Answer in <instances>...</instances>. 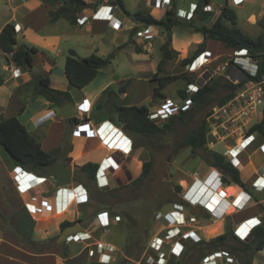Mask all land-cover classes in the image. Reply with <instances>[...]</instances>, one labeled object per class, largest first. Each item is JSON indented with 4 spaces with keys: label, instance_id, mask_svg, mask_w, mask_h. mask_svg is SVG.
<instances>
[{
    "label": "crops",
    "instance_id": "obj_1",
    "mask_svg": "<svg viewBox=\"0 0 264 264\" xmlns=\"http://www.w3.org/2000/svg\"><path fill=\"white\" fill-rule=\"evenodd\" d=\"M61 1L62 4L59 5V7L67 6L70 0ZM86 1L89 3V6L81 13V16L90 17L88 23L86 24L88 25V33L105 35L107 33V30H112L108 27L107 21L91 19V16L94 14L96 9H98V7L112 4L110 3V1L112 0ZM197 1L189 0L188 4H198ZM175 2L177 4L175 10L176 17L180 21H190L194 18V16H189L183 13V9H186L183 7L187 3L186 1L175 0ZM123 4L125 10L131 15H135L136 12H143L152 15L156 19L164 18L166 12L169 10L153 8L150 4V0H133V6L131 9L128 7L127 0H123ZM229 4H232V0H225V6L229 7ZM93 5H96V8H94ZM223 8L224 6L221 8V10ZM51 9L52 6L50 4L43 3L41 0H0V12L3 14V17L7 18L5 22H3L0 26V32L6 24L11 23L18 29V37H22V39L27 40L18 41L19 46L25 45L27 47H35L38 49V52L36 54H33L32 56V68L29 71L26 70L28 74L27 79H22L13 75L12 68L15 66V64L11 60L8 61L4 53L0 50L3 53V56L8 64L1 67V71L5 72L6 74L4 73V75L0 76V78L4 80V83L0 86V117H17L26 128L30 127V131L33 132V134H31L39 141L40 139H38L36 136V133H39V129L34 126L33 120L37 116L47 111H53L55 112L56 117L46 122V125L43 124L46 127L44 128L45 133L41 136V138L46 142L45 144L49 148L48 150H45L43 148V144L40 143L43 150L47 153H54L55 151H57L54 154V157L58 161L57 164H63L70 168H73L75 166L80 170V168L87 163H94L100 166L104 159L111 157L115 152L110 148L108 143L102 141L97 135L81 137L78 134H74L75 128L78 123L83 120L88 121V127L90 126V129L93 130L91 133H95L94 130H97L104 123V125L111 126L110 121H112V119L110 118L109 110L113 107V104L115 102L121 104L119 103L120 101L130 99V92L128 87L130 86L132 80H128L126 84L123 82L117 84V87L119 89L126 85V92L124 94H119L120 96L117 98V100H112V103L104 109H99L98 106L104 104L108 92L114 89L111 87V81L106 80L102 83L97 82V79L103 76V71L100 72L98 77L92 83H90L84 89L80 90V93H74L76 88L69 90V84L65 75V70L63 71L59 68H56V61L51 57V52L55 53L58 48L65 47L66 49H69V52L71 50L75 51L76 54L80 58H82L80 52H78V48H75L80 46L82 47V49L89 51L91 53L89 54L90 56L92 54L100 56V52L98 49L103 43L101 41L87 40L82 41L83 44L81 45L78 43H74V41H69V38L72 35L81 32L79 28H82L85 25L80 26L77 24L73 26L64 18H60L55 22H50L49 12L51 11ZM113 13L114 17H116L126 26L124 30H127L129 32L131 31L133 33L134 39L136 40L134 28L137 25L138 29H140L142 25L137 24L136 20L133 21L130 18L129 14H126L121 8L114 9ZM182 15L183 17H181ZM252 18L253 21H255L254 17ZM213 21H215L214 11L210 23H213ZM200 23L206 24L207 22H202L200 20L195 21V25L197 26H199ZM157 28L159 32H164L162 28ZM171 36L172 49L173 41H184L182 43H184L185 45H181L180 52H177L173 49L178 53V56H181V60L185 58H191L194 55L198 53L200 54L204 51L210 52L215 58L226 56V53L222 54L221 52H218L217 50L211 48V44L214 41L205 40L202 34L195 33L191 28L176 26L172 29ZM129 41L131 40L121 39V41H119L120 47H123L127 44H130L129 46L134 47L133 42L131 43ZM202 46L203 50L198 52V49ZM225 50L230 52V50L228 49ZM154 52H156V50L153 47V49L150 51L146 50L145 54L149 55ZM135 53L137 52L135 51ZM55 55L58 56V54ZM101 57L105 58V56ZM160 60L161 57L159 61ZM137 62L141 63L142 61L138 59ZM6 66H9L10 70H4L3 68ZM187 67L188 66H186V68ZM155 73L156 71L154 72V74ZM185 73L189 74L187 72ZM163 75H165V68ZM38 77H49L50 84L53 89L70 92L72 101L68 103L72 105L76 112V116L74 117L76 118V122L68 121L69 119H63L61 108L64 105H52L45 98L35 96ZM183 80L185 82V85L182 89L187 90L189 82L185 79ZM149 82L153 86L154 92L155 88L158 86V83L154 80L152 81L151 79H149ZM155 82L157 83V85L155 84ZM178 97L180 98V100L182 99V97H180L179 95ZM84 100H87L90 104V109L86 114L78 112L77 110L78 106L81 105ZM75 101H77L78 103L76 102L74 105ZM140 104H142L141 101L135 103L131 102L128 105L140 106ZM155 107H158V105H156ZM257 139L258 141L264 140L260 136ZM115 142L116 141H113L111 145H113ZM254 150L255 149H252L248 153L243 154L242 161L245 164L251 162L250 168H256L260 172V175L264 176V165L261 167V164L258 163V160L253 158L255 157ZM130 156H132L133 158V164L135 160V154L132 153ZM112 158L115 159L116 162L120 161L119 156L113 155ZM9 160L10 163L8 164L0 163V214L3 216L4 221L6 222L5 227L0 226V264H89L91 256L97 251V248L100 246L106 248L108 247L110 250H112V261L115 260L119 248L125 246L127 229L120 215H115L106 209L99 211L95 216H93L94 218L99 213L103 212H107L109 216V226L98 230L95 233L97 237H95V235L90 236L84 232H80L82 239L81 243L65 242L61 245L57 244V240L62 233L61 224L63 222L67 221L73 223L80 220L81 222L77 224H79L84 230L89 227L91 220L87 218V215H85L87 212L84 211V208L92 201V191L90 186H87L83 182L74 180L69 184L60 186L58 182L52 178L50 173L49 176H42L47 178L43 183L39 184L38 186H34V188L25 192L18 187L17 181L14 180L12 172L13 169L17 166L13 164L11 159ZM108 162L109 164H111V161ZM106 166H108L107 162ZM127 168L133 176V172L135 171L136 166L132 165L128 166ZM206 168L207 171L204 173V175L199 176L200 179L205 180L209 178V181H211V179L218 177L217 170H215L213 167H209L208 165ZM109 176L114 180L113 175L107 173L103 180L95 179V186H97L96 183L98 181H105L107 184V189L114 187L115 185H110ZM122 179L123 176L121 175L118 180L122 181ZM3 181H5V183H3ZM81 189H86L87 191L88 203L86 204H78L73 199L74 197L71 198L69 196L70 191L73 190L74 193L81 192ZM238 191L239 187L236 185L230 186L228 188V192L231 195L237 193ZM248 192L253 195V200L244 210L240 212L229 213L227 217L214 221L215 224L219 223L218 225H220V232L217 236L228 233V231L230 230L232 238L237 239L233 235L234 229L243 221L251 218H257L261 220V226H264V208L260 204L264 202V199L259 201V194L254 193L253 190L249 188ZM263 193L264 191L260 192V194ZM254 198L256 199V201L254 200ZM27 204H35L37 206V211L34 210L35 216L31 214L27 207ZM13 208H15V211L12 213L11 210ZM30 208L33 209L32 207ZM83 213H85V217L83 216ZM22 215L29 218L31 217L30 219L32 220V228H30L29 230L30 233L26 234L28 237H30L35 242H43L57 237V240L55 242L56 244L50 248L39 251L32 249L31 247L23 243V241L20 240V236H18L15 229L19 227L17 223L21 220ZM198 215H200V213ZM225 224L227 225L225 226ZM213 227L212 229H215ZM115 229L118 230V232H122L124 234L123 237L125 239L123 240V242L118 243V241L115 240V237H113L112 242L103 241L101 232ZM21 230L25 231V226L24 228L22 227ZM213 236L212 238H214ZM81 244L86 245L84 249L85 252L84 250H79L78 245ZM62 247H65L67 249L69 253L68 258H63L61 252ZM70 250L72 251L71 254ZM234 255L238 256L236 254ZM108 264H111V262ZM252 264H256L255 260L252 262Z\"/></svg>",
    "mask_w": 264,
    "mask_h": 264
},
{
    "label": "built area",
    "instance_id": "obj_2",
    "mask_svg": "<svg viewBox=\"0 0 264 264\" xmlns=\"http://www.w3.org/2000/svg\"><path fill=\"white\" fill-rule=\"evenodd\" d=\"M244 2L245 0H232L234 6H240ZM110 3L112 4L98 7L91 16V19L107 21L109 28L122 31L126 26L114 17L113 13L114 9L119 8V6L113 0ZM150 4L155 9L168 10L171 9L173 0H150ZM187 7L183 9V13L189 16H195L196 10L198 9L197 4L190 3ZM203 11L213 12V7L207 4L203 7ZM89 19L90 17L88 16H81L78 19V25H86ZM134 29L137 42L147 51L153 49L152 41L157 38L161 39V45L166 41L160 35L156 26L142 25L138 29L136 25ZM16 32H18L17 28ZM217 59L210 52L204 51L188 65L187 72L195 80L188 84L186 93L189 96L197 93L200 88L211 83L216 74H221L226 81L238 86L234 96L230 100L222 105L212 107L209 111L206 117L208 130V143L206 147L215 150V146L218 144H225V151L221 154L239 170L242 184L238 186L239 191L236 194H229V187L224 185L222 173L214 168L218 171V177L209 181V178L202 180L199 176H196L183 196V201L190 207L191 211L193 207L199 206L202 211L209 214L213 221L227 217L229 215V209H233V212L244 210L253 200V195L248 192V188L253 190L254 193L264 191V176L260 175V172L256 168H250L251 162L245 164L242 161V155L248 153L258 143V148L254 150L255 157L253 158L256 160L260 159L258 163L261 164V167L264 165V140L258 141L257 138L260 135L257 132H251L254 126L259 125L264 120V74L260 81L253 80V78L259 76L261 60L251 55L247 49L230 50L225 56L226 60L220 66L213 69L212 65ZM3 69L10 70L9 66ZM12 73L15 77L22 79L28 78L27 72L17 65L12 68ZM194 74H197V76H194ZM181 101V103H167L162 108L150 110L149 119L157 125L162 126L180 111H187L194 105L190 97L181 99ZM89 109L90 104L87 100H84L77 108L78 112L83 114L88 113ZM55 117V112L47 111L37 116L33 120V124L36 128H39ZM110 123L111 126L104 125V123L97 130H94L95 133H91L93 130L90 129V126L88 127V121L83 120L76 126L74 134H78L81 137L97 135L102 141L108 143L110 148L115 152L113 155H119L120 161L117 162L112 158L113 155L103 160L97 170L96 179L103 180L106 174L109 173L113 175L119 187H122V185L126 186L133 181V176L127 168L132 165L133 158L130 155L133 152V141L130 136L122 131V128H118L113 121H110ZM113 141L116 142L111 145ZM107 161H111V164L103 168L104 163ZM121 171L126 175V180L122 184L118 180L121 176ZM12 175L18 183V187L25 192L34 188V186H38L47 179L21 166L15 167ZM69 196L71 198L74 197L73 199L78 204L88 203L86 189H81V192L75 193L72 190L69 192ZM27 207L33 215L35 213L34 210L37 211L35 204H27ZM197 219L198 216L196 214L190 211L186 214L184 209L177 206H171V209H160L156 212L154 220L163 225V231H167L170 235H173L171 238L166 239L160 232L150 241L149 249L158 255L156 264H166L168 256L181 258L186 251V247L182 241L191 240L199 242L202 240L198 232L193 229L198 221ZM261 225V220L257 218L247 219L234 229L233 234L239 241L245 244H251L254 241V230ZM108 226V213L103 212L99 213L96 216L95 222L89 225L83 232L92 236L101 228ZM66 242L81 243L80 233L70 235ZM111 252L112 250L108 247L100 246L94 255L95 257L100 256L102 263L108 264L112 262ZM257 254L259 257L264 258V246ZM198 264L242 263L238 256L222 249L202 257Z\"/></svg>",
    "mask_w": 264,
    "mask_h": 264
},
{
    "label": "rangeland",
    "instance_id": "obj_3",
    "mask_svg": "<svg viewBox=\"0 0 264 264\" xmlns=\"http://www.w3.org/2000/svg\"><path fill=\"white\" fill-rule=\"evenodd\" d=\"M182 1L187 2L183 7L188 8L187 5L189 0ZM127 2L128 7L131 9L133 6V0H127ZM211 5L213 7L216 18L221 12V8L225 6V0H212ZM229 7L236 13L237 27L242 32L252 38H257L259 35L264 34V31L261 27V22L264 15V0H245V2L240 6L229 4ZM181 17H183V15ZM252 17H254L255 21H253ZM6 19L7 18L3 17V14L0 12V26L3 22H5ZM185 22V24L188 23V21ZM211 24L212 23H210L209 20L206 24L200 23L199 26H210ZM87 27L88 25L79 28L81 32L72 35L69 38V41H74V43H78L81 45L83 44L82 41L87 40L101 41L103 43L98 49L100 52V56H105V58L110 57L111 64L102 70L104 74L102 77H99L97 79V82L102 83L106 80L111 81V87L119 95V88L117 87V84H120L121 82L126 84L128 80H132L130 86L128 87L130 92V99L120 101L119 103L128 105L131 102L135 103L141 101L142 104L140 105H145L149 107L150 110H155L166 106L167 103L171 104L182 102L178 97V90L184 87V78L170 84L164 89L163 94L166 97L165 101L163 99L153 97V86L150 84L149 79L153 81L154 72L157 71V64L159 63V59L161 57V53L159 50V46L161 45L160 38L152 41V46L154 47L156 52L147 55L145 54L146 50L134 39L133 33L131 31L129 32L127 30H124L121 32H117L115 29H112L107 30V33L105 35H101L97 33H88ZM160 35H164V40L167 37V34L165 32H160ZM121 39H130L136 44L137 47L141 49V53L143 54L135 53L136 47L129 46L130 44L120 47L119 41H121ZM18 41L27 40L22 39V37H18ZM182 42L184 41H173V49L177 52H180L181 45H185ZM75 48H78V52H80L82 58H86V56L89 57V54H91L89 51L82 49V47L80 46ZM211 48L217 50L218 52H221L222 54H227L229 52L225 50L226 48L220 45V43L218 44L216 42H213L211 44ZM55 54H58V56H56ZM50 55L56 61V68L64 71L66 57L69 55V49L61 47L58 48L55 53L51 52ZM138 59H140V61L142 62H137ZM225 60V57H219L217 61L213 63V69L217 66H220ZM3 65L8 64L3 56V53L0 51V76L4 75L5 73L1 71V67ZM164 68L165 75H176L182 77L183 75H190L185 73L187 72V68L186 66H183L181 64V56H178L177 59L168 61L165 64ZM197 74H194V76H197ZM214 79L216 81H220L221 83L217 85L214 95L215 102L213 103V106L209 107L208 109L199 111L198 113H195L193 115H189L185 120L174 124L169 131L161 133L157 137L140 138L138 141H135L134 138L131 137L133 141L132 153L135 154V160L132 165L136 166L135 171L133 172V180L138 178L142 173V166L145 161L149 160L152 162V168L149 177L145 179L139 187L134 189H129V185L125 187H123L122 185V187H119L115 180H113L110 176V185H115L114 187L107 189V184L105 181H98L96 183L97 186H95V182L91 181L86 173L81 172L75 166L73 168L71 167L74 170L73 180L85 183L87 186H90L92 191V201L84 208V211L87 213H83L84 217L85 215H87V218L91 220L90 225L95 222L96 217L93 218V216H95L99 211L106 209L115 215H120L122 217L124 225L126 226L127 236L125 246L119 248L115 260L112 261L111 264H156L158 255L149 249L150 241L155 235L159 234L160 232L163 237H166V239L173 236L170 235L169 232L163 231V225L154 220V215L156 214V212L160 209H171V206H177L181 209H184L186 214L189 211L192 212L190 207L185 203V201H183V196L196 176L204 175V173L207 171V164L202 158V150H198L194 155L192 154L189 147L180 148V145L181 143H183L185 138L189 134H191V132L195 130L203 120L206 119L211 108L218 105V100L223 98L228 93V91L224 88L223 83L226 80L222 77V75L216 74ZM155 84L157 85L156 82ZM79 91V89H75L74 93L78 94L80 93ZM112 100H114V98L111 99L109 105L112 103ZM115 100H117V98ZM76 102L77 101L74 102V105ZM156 105H158V107H155ZM45 125H42L38 128L39 133H36V136L38 139H40V143L43 144V148L45 150H48L49 148L48 146H46V142L41 138V136L45 133ZM27 129L30 133L33 134V132L30 131V127H27ZM257 148L258 143H256L253 149ZM215 151L223 153L225 151V144L220 143L215 146ZM9 159L10 158L5 150L0 147V163L8 164L10 163ZM258 160L260 161V159ZM105 167H107L106 163H104L103 165V168ZM121 175L123 176V179L122 181L120 180V184L124 183L123 181L126 180V175L123 171L121 172ZM3 183H5V181H3ZM177 186L181 187L180 192L176 189ZM258 194L259 201L264 199V193ZM254 200L256 201L255 198ZM260 204L264 208V202ZM11 211L13 213L15 211V208H13ZM197 216H199V218L197 219L198 221L194 225L193 229L195 231H198V234H200L199 236L202 240L209 241L210 239H212L213 235V237L219 235L220 225H218L219 223L215 224L214 221L210 218L209 214L201 211L200 215ZM23 218H26L24 220L27 221V223L25 226V231H22V233L29 234V230L32 225V220L30 219L31 217L29 218L22 215L21 220ZM226 225L227 224H225V226ZM212 227L215 229H212ZM115 230H106L101 232L103 241L112 242L113 237H115V240H117L118 243L123 242V240L125 239L123 237L124 234L122 232H118V230ZM228 232L231 234L230 230ZM95 237L97 236L95 235ZM230 238L233 240L232 236ZM128 239H130L129 244L133 249V251L129 254L126 251ZM232 240L230 241V243L233 242ZM182 242L186 247L184 255L181 258L168 256L166 264H177L181 261H186V254H192V252L190 251V247L194 246V243L197 242L191 240ZM85 247V244L78 245L79 250L82 251L85 249ZM64 248L65 247L61 248V252ZM223 250L228 251L227 249ZM210 252L211 251L207 250L206 255L213 253ZM71 253L72 251L70 250V254ZM197 259L198 257L196 256L190 264H197L195 263ZM90 260H94L97 263L102 264V258L100 256L95 257V255L93 254ZM254 260L256 264H264V258L261 256H257V254L254 255L253 261Z\"/></svg>",
    "mask_w": 264,
    "mask_h": 264
},
{
    "label": "trees",
    "instance_id": "obj_4",
    "mask_svg": "<svg viewBox=\"0 0 264 264\" xmlns=\"http://www.w3.org/2000/svg\"><path fill=\"white\" fill-rule=\"evenodd\" d=\"M43 3L50 4L52 6L49 12L50 22H55L60 18L66 19L72 25L78 24V19L81 17V13L89 6L86 0H70L67 6H60L55 9L56 5H61V0H41ZM119 8H121L126 14H129L124 7L123 0H113ZM211 0H198V9L196 10L195 16L192 20L186 22L180 21L176 17V2L173 0L171 9L166 12V15L162 19H156L150 14L143 12H136V23L140 25H153L160 27L167 34V39L164 44L160 45L161 60L157 65V71L153 76V80L158 83V86L153 92L154 98H160L165 100L166 97L163 94V90L170 84L184 78L189 83L194 82L193 76H176V75H163L164 66L168 61L177 59L178 53L171 48V34L170 32L176 26H186L193 29L195 33H200L204 36L205 40L214 41L222 44L228 50H241L247 49L256 58L261 60V70L259 76L253 78L255 81H260L264 74V34L259 35L257 38H252L249 35L242 32L237 27V16L233 9L228 6H224L219 15L215 18V21L210 26L195 25L196 20L200 21H211L213 12H204L203 7L210 4ZM261 27L264 31V15L261 22ZM135 31V30H134ZM132 43V41H130ZM17 44V49H14V45ZM136 52L141 53V49L136 46ZM0 50L4 53L8 61H12L15 65L23 68L24 71L27 67L33 65V54L38 52L35 47H27L25 45L19 46L18 34L15 26L11 23L6 24L0 32ZM203 50V46L198 49V52ZM197 52V53H198ZM199 55L196 54L191 58H185L181 60L183 66H188L192 61ZM10 56V57H9ZM111 64V58H103L99 55L92 54L86 58H80L75 51L71 50L69 55L66 57L65 62V75L68 80L69 90L76 88L79 90L84 89L90 83H92L100 74V72ZM221 79V78H220ZM219 79V80H220ZM4 83V80L0 78V86ZM221 83L213 79L211 83L203 86L200 90L189 96L185 89L178 90V95L182 99L188 97L191 98L194 105L187 111H180L177 115L171 117L162 126L157 125L149 119L150 108L145 105H122L115 102L113 107L109 110L110 118L112 114L117 112L120 114V118L124 122L122 131L128 136L138 141L140 138H153L157 137L161 133L169 131L172 126L178 122H182L189 115H193L208 109L213 106L215 102V91L217 85ZM223 83V82H222ZM36 97H43L48 100L52 105L63 106L68 102L72 101V97L69 91H60L53 89L50 84L49 77H38L36 83ZM224 88L228 93L221 99L218 100V105H222L230 100L238 86L233 85L229 81H224ZM127 86H123L119 89V94L126 92ZM119 95L116 91L111 90L107 94V98L103 105H99V109H104L109 106L112 98L116 99ZM68 121L76 122V118H71ZM251 132H257L260 137L264 139V120L259 125L253 127ZM207 124L206 119L189 134L180 148L189 147L192 154H196L198 150L203 151V160L209 167H213L222 173V180L224 185L230 187L234 185H241L240 172L236 169L226 157L206 147L208 143L207 136ZM0 147H2L11 161L16 166H21L24 169L31 170L40 176H49L51 168L57 164V159L54 157V153H47L43 150L40 142L27 130V128L19 121L17 117H0ZM137 148V146H136ZM99 166L94 163H87L80 168V171L86 173L91 181H95L96 173ZM152 162L145 161L142 166V173L130 184L126 185L130 189H134L140 186V184L149 177L151 173ZM125 187V186H123ZM176 189L180 192L181 187L177 186ZM198 215V214H197ZM23 218L17 224L19 225L16 229V233L20 236L23 243L35 250H45L55 245L56 238H51L43 242H35L26 234L22 233V227L26 226L27 221ZM76 222H63L61 224V231H64L69 226L80 223ZM32 228V225H31ZM254 241L251 244H245L238 239L230 238L231 234L224 233L220 236L214 237L209 241L201 240L195 245L190 247L192 254H186V260L190 263L197 256L198 259L195 263H199L206 255V251H217L221 249H227L230 253L238 255L239 260L242 264H252L253 257L258 251L264 246V226L256 228L253 232ZM139 239V238H138ZM233 241L230 243V241ZM130 239L126 245L127 253L133 251L129 244ZM63 246V245H62ZM210 252V253H211ZM63 258H68L69 253L66 248L62 251ZM185 261H181L177 264H183ZM89 264H100L96 261L90 260Z\"/></svg>",
    "mask_w": 264,
    "mask_h": 264
},
{
    "label": "water",
    "instance_id": "obj_5",
    "mask_svg": "<svg viewBox=\"0 0 264 264\" xmlns=\"http://www.w3.org/2000/svg\"><path fill=\"white\" fill-rule=\"evenodd\" d=\"M94 8H96V5H93ZM59 8V5L56 6V9ZM130 18L135 21L136 17L135 15H131L129 14ZM171 34V32H170ZM14 49H16L18 47L17 44H15ZM31 69V67H27V71H29ZM62 117L63 119H71L74 118L76 116V112L74 110V108L72 107V105L70 103L65 104L62 108ZM112 121L114 122V124L118 127V128H123L124 126V122L123 120L120 118V114L115 112L112 114ZM51 176L54 180H56L58 182V184L61 185H65L68 183H71L73 181V170L70 167H67L63 164H56L51 168ZM202 211V209L199 206H195L192 209V213L193 214H199ZM0 226L5 227L6 226V222L4 221L3 216L0 214ZM84 231V229L79 225V224H74L72 226L67 227L66 229H64V231H62V233L60 234L58 240H57V244L61 245L63 243L66 242L67 238L70 235L76 234V233H82ZM183 264H190V262L188 260H186Z\"/></svg>",
    "mask_w": 264,
    "mask_h": 264
},
{
    "label": "bare ground",
    "instance_id": "obj_6",
    "mask_svg": "<svg viewBox=\"0 0 264 264\" xmlns=\"http://www.w3.org/2000/svg\"><path fill=\"white\" fill-rule=\"evenodd\" d=\"M117 155H118V154H117ZM117 155H116V156H117ZM118 156H119V155H118ZM120 157H121V156H120ZM119 159H120V158H119ZM107 164H108V166L110 165L108 161H107ZM235 194H236V193H235ZM232 212H233V209H229V210H228V213H232Z\"/></svg>",
    "mask_w": 264,
    "mask_h": 264
}]
</instances>
